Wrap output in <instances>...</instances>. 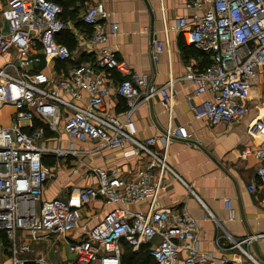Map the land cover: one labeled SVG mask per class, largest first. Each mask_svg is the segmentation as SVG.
Here are the masks:
<instances>
[{"label": "built area", "instance_id": "built-area-1", "mask_svg": "<svg viewBox=\"0 0 264 264\" xmlns=\"http://www.w3.org/2000/svg\"><path fill=\"white\" fill-rule=\"evenodd\" d=\"M86 3L81 19L92 30L80 40L94 47L105 43L118 26L106 24L108 12L103 0ZM185 7L193 11L192 23L181 17L176 29L187 45L209 58L201 68L187 66L182 76L193 85L188 103L194 117L210 125L237 122L249 111L256 71L264 67V0H186ZM63 13L59 0H7L2 10L0 56L11 50L18 56L0 65V107L10 104L16 109L15 122L0 127V234L5 238L0 235V249L9 250L12 264H51L35 245L57 236L66 238L72 254L59 264H122L125 246L137 249L142 245L149 246L157 264H215L212 255L198 249L197 221L185 210L162 207L157 202L167 187V172L177 176L167 163L169 143L180 139L193 144L185 125L172 124L177 93L174 77L170 75L166 83L158 84L149 74L133 72L108 48L60 76L35 68L42 55L47 62L75 56L76 50L57 41V35L68 27ZM151 44V58L157 63L164 43L152 37ZM114 71L123 74L115 84L117 95L127 106L121 116L106 106L115 82L111 76ZM85 96L86 103L76 102ZM194 96L200 100L195 102ZM155 97L160 98L169 116L162 149L156 148L155 137H135L132 118L142 103ZM22 120L29 122L30 129L23 127ZM46 129L61 130L69 145L41 143ZM247 132L251 137L264 136V113L250 123ZM75 142L95 147L76 148ZM127 144L131 145L126 150L129 155L147 158L133 176L92 167L96 184L79 187L69 200L45 198V186L55 176L44 164L46 156L77 157L103 148L122 149ZM244 157L258 160L256 179L264 184V137L246 147ZM256 179L248 184L251 193L256 191ZM99 198L111 208L95 225L83 224V205ZM144 201L148 203L146 210H130V205ZM225 202L234 217L230 199ZM80 228L84 235L69 237ZM261 236L233 240V247L247 260L241 264H262L244 247Z\"/></svg>", "mask_w": 264, "mask_h": 264}, {"label": "crops", "instance_id": "crops-1", "mask_svg": "<svg viewBox=\"0 0 264 264\" xmlns=\"http://www.w3.org/2000/svg\"><path fill=\"white\" fill-rule=\"evenodd\" d=\"M65 1L69 2L64 13L68 23L66 29L76 41L73 48L76 50L75 56L66 61L54 59L47 62L42 55L41 63L35 68L60 76L72 66L91 60L99 50L108 48L115 51L119 59L126 61L133 72L149 74L158 84L166 83L172 75L177 89L172 124L185 125L191 136L189 142L193 144L180 139H173L169 143L167 163L177 176L167 172V187L159 194L157 202L162 207L185 210L197 221L198 249L212 255L215 264H241L245 258L238 248L233 247V240L252 234L264 235V184L256 179L258 160L244 157L245 148L258 144L264 137H251L247 132L250 123L264 113V67L256 71L248 113L237 122L210 125L204 119H195L188 103V98L193 95V85L182 78L187 66L201 68L209 62L208 56L196 47L187 45L176 29L181 17H186L192 23L193 11L185 7L186 0H103L108 12L106 24H117L118 31L111 34L105 43L94 47L80 40L81 35L92 30L81 19L87 7L86 0ZM198 13L202 14L203 11ZM152 37L164 43V51L157 63L151 58ZM17 56L14 50L5 53L0 56V65L17 59ZM111 76L115 82L111 84L106 106L121 116L127 106L125 100L117 95L115 84L123 74L114 71ZM60 94L70 99L67 93L60 91ZM193 100L198 102L200 97L194 96ZM76 102L86 103V96ZM15 112L13 105L0 107V127L11 126L15 122ZM132 118L137 128L135 137L139 140L155 137L156 148L162 149L169 116L160 98L142 103ZM21 124L30 129L27 120H22ZM59 136L60 143L57 140ZM41 143L61 147L69 145L66 134L61 130L58 133L49 129H46ZM75 147L93 149L95 145L75 142ZM129 149L131 145L127 144L122 149L103 148L87 154L80 153L77 157L46 156L44 164L55 176L45 186V198L58 196L69 200L79 187L96 184L97 178L90 169L92 167L117 169L122 174L133 176L147 158L129 155L126 152ZM253 179L257 180V187L251 193L247 187ZM226 199L231 201L234 217L226 207ZM147 207L148 203L144 201L129 208L137 211L146 210ZM110 208L101 198L83 205L82 223L95 225ZM0 235L4 238V235ZM82 235L83 229L80 228L69 237ZM244 247L264 264V236L244 244ZM35 249L51 264H54L52 255L55 264L63 263L72 256L63 237L51 236L35 245ZM149 249L148 245L137 249L125 246L122 264H157ZM0 264H12L9 250L5 248L0 249Z\"/></svg>", "mask_w": 264, "mask_h": 264}, {"label": "trees", "instance_id": "trees-1", "mask_svg": "<svg viewBox=\"0 0 264 264\" xmlns=\"http://www.w3.org/2000/svg\"><path fill=\"white\" fill-rule=\"evenodd\" d=\"M61 2V4L64 7V13L66 12V8L69 4V2H66L65 0H59ZM70 1H75V0H70ZM64 13H63V18L64 17ZM57 41L67 44L71 49L74 48L76 41L73 39V36L71 35V33L69 32L68 29H64L62 30L58 35H57ZM156 262V261H155ZM157 263V262H156Z\"/></svg>", "mask_w": 264, "mask_h": 264}, {"label": "rangeland", "instance_id": "rangeland-1", "mask_svg": "<svg viewBox=\"0 0 264 264\" xmlns=\"http://www.w3.org/2000/svg\"><path fill=\"white\" fill-rule=\"evenodd\" d=\"M6 2H7V0H0V15L2 14V10H3V8H4V6H5V4H6ZM72 233V232H71ZM71 233H69L70 235H71ZM4 242H5V240H4ZM5 244V246L7 245V243H4ZM8 251V250H7ZM55 259V257L52 255V259L51 260H53L52 262H54V264L56 263V261L54 260Z\"/></svg>", "mask_w": 264, "mask_h": 264}]
</instances>
